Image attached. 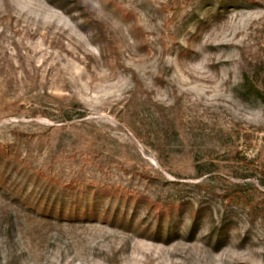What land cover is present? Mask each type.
Returning a JSON list of instances; mask_svg holds the SVG:
<instances>
[{
	"label": "rangeland",
	"instance_id": "rangeland-1",
	"mask_svg": "<svg viewBox=\"0 0 264 264\" xmlns=\"http://www.w3.org/2000/svg\"><path fill=\"white\" fill-rule=\"evenodd\" d=\"M256 2L0 0V264H264Z\"/></svg>",
	"mask_w": 264,
	"mask_h": 264
},
{
	"label": "trees",
	"instance_id": "trees-1",
	"mask_svg": "<svg viewBox=\"0 0 264 264\" xmlns=\"http://www.w3.org/2000/svg\"><path fill=\"white\" fill-rule=\"evenodd\" d=\"M210 1H212V4H210V6H214L213 3H217L218 6H220L218 13H222L220 12L222 10L227 11L228 9H236V8L240 9V7L251 6L257 3L256 2L257 0H210ZM242 89H243V94L247 98H254L264 103V88L261 87L260 84H257V83H254V81H251V78L246 74L244 75ZM16 157L17 156L14 155V151L12 149L0 148V178L11 176L13 179H15L14 177H16L17 179L21 180V182H24L25 180L34 181L33 179H36L37 183L41 182L40 180L42 178L40 176L42 175L40 174H35V178H34V176H31L29 172H27L28 178H26L27 176L23 172V170L21 171L18 170L19 165L17 162L18 159ZM44 178H46L49 181L45 185L41 186V188L44 189L45 194L55 195V198L56 199L59 198L57 200L58 201L61 200L63 204L68 202L66 201L67 198L68 199L72 198L73 195L74 197L77 195L80 196L85 193V192H80L79 190L78 192H76V190L71 188V186H68L65 184L63 185L61 182H57L56 184H54L53 181L50 180L52 178L50 179L48 177H44ZM5 181L7 180L0 179V184L4 183L8 185L9 183ZM261 185L264 186V183H261ZM0 190H2V188H0ZM26 190L27 189L24 188L22 192L26 194Z\"/></svg>",
	"mask_w": 264,
	"mask_h": 264
}]
</instances>
